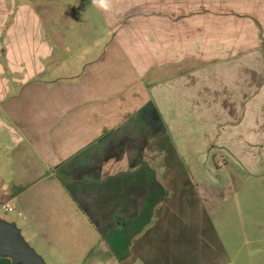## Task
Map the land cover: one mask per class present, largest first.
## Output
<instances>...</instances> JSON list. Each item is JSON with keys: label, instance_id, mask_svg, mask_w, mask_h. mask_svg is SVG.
I'll use <instances>...</instances> for the list:
<instances>
[{"label": "crops", "instance_id": "crops-1", "mask_svg": "<svg viewBox=\"0 0 264 264\" xmlns=\"http://www.w3.org/2000/svg\"><path fill=\"white\" fill-rule=\"evenodd\" d=\"M35 1L40 15L29 1L20 16L44 17ZM170 1L114 0L97 34L58 28L57 45H135L132 68L94 63L87 91L41 94L30 117L3 107L15 145L0 141V218L42 258L158 264L176 253L177 224L187 241L191 222L235 197L240 175L215 168L217 147L251 159L248 147L264 145V0H197L189 17ZM0 9L16 18L10 0ZM63 9L57 24L70 26L75 9Z\"/></svg>", "mask_w": 264, "mask_h": 264}, {"label": "rangeland", "instance_id": "rangeland-1", "mask_svg": "<svg viewBox=\"0 0 264 264\" xmlns=\"http://www.w3.org/2000/svg\"><path fill=\"white\" fill-rule=\"evenodd\" d=\"M29 1L33 13L40 15L41 2L10 0V5L14 3L16 6V18L0 17V141L6 143L7 150L15 145L14 131L11 130L13 122L3 112L9 99L12 101L9 105L13 113L23 112L30 117L33 108L38 109L44 105V98L39 95L47 94L56 100L57 93L87 91V75L94 63L118 60L122 61V65L119 62L118 67L123 70L126 69L124 62L128 64V68H132V59L127 50H132L133 53L137 51L135 45H132V49L123 51L121 49L124 45H57L55 32L58 28L69 40L73 33L81 35L90 31H95L96 34L104 32L110 26L107 14L92 7L91 0H44V17L24 19L20 16L21 9ZM172 2L176 10H187L188 17L198 12L202 4L197 0H175L168 5H172ZM65 7L68 8L67 13H71L72 8L75 9V16L68 20L70 26L57 24L56 14L59 12L61 15ZM0 13L2 14L1 9ZM25 21H28L30 27L24 26ZM8 22H15V27H9ZM42 23L44 31H41ZM9 29L15 31L8 32ZM42 36L47 39V49L42 44ZM113 47L117 50L113 51ZM194 47L191 46V51H194ZM39 62L44 66L41 67ZM62 62L66 66H61ZM43 69L46 71L43 72ZM35 73L44 74L33 77ZM35 95L36 97H30ZM217 148L216 162L213 163L215 168L235 171L240 175L236 179L235 197L223 208L210 207L207 211L208 221L205 222L207 225L198 223L199 227L196 222H191L187 226V241L181 234L184 225L177 224L176 253L160 258L158 264H264V145L248 147L249 151L246 153H250L251 159L243 154V147ZM8 154L7 151L4 154L2 152V159L6 160ZM181 166L184 168L185 162ZM4 216L8 218L7 214ZM37 252L41 255L38 249ZM43 258L47 264H108L107 258H97L95 255L82 259L70 256L60 258L58 262H53L50 257ZM111 264H118V261L112 260ZM139 264L144 263L140 261Z\"/></svg>", "mask_w": 264, "mask_h": 264}, {"label": "water", "instance_id": "water-1", "mask_svg": "<svg viewBox=\"0 0 264 264\" xmlns=\"http://www.w3.org/2000/svg\"><path fill=\"white\" fill-rule=\"evenodd\" d=\"M0 256L13 264H46L44 259L26 242L15 224L0 218Z\"/></svg>", "mask_w": 264, "mask_h": 264}, {"label": "clouds", "instance_id": "clouds-1", "mask_svg": "<svg viewBox=\"0 0 264 264\" xmlns=\"http://www.w3.org/2000/svg\"><path fill=\"white\" fill-rule=\"evenodd\" d=\"M91 6L104 13H110L114 7V0H91Z\"/></svg>", "mask_w": 264, "mask_h": 264}]
</instances>
